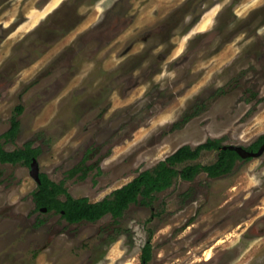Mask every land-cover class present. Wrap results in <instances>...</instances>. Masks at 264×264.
<instances>
[{"label": "rangeland", "instance_id": "rangeland-1", "mask_svg": "<svg viewBox=\"0 0 264 264\" xmlns=\"http://www.w3.org/2000/svg\"><path fill=\"white\" fill-rule=\"evenodd\" d=\"M260 29L264 0H0V136L21 121L5 148L32 142L40 172L92 202L183 146L248 148L264 134ZM38 185L0 161V264H142L149 239L151 264H264V154L179 178L118 223L37 210Z\"/></svg>", "mask_w": 264, "mask_h": 264}, {"label": "trees", "instance_id": "trees-1", "mask_svg": "<svg viewBox=\"0 0 264 264\" xmlns=\"http://www.w3.org/2000/svg\"><path fill=\"white\" fill-rule=\"evenodd\" d=\"M18 114L24 111L23 106L16 108ZM189 116L185 115L184 121ZM181 126L176 123L175 127ZM21 121L15 116L12 120V127L0 136V161L13 165L23 164L30 166L33 159L38 158L41 149L33 146L32 142L26 143L23 147L15 150H7L5 141H13L20 132ZM264 145V134L249 148L251 151H258ZM223 143L220 139H209L207 142L193 148L186 145L179 148L175 153L160 161L153 169L141 172L131 182L113 191L101 201L92 202L89 198L73 197L64 183H56L47 174H40L41 183L34 192V201L37 210L46 208L48 212L55 211L62 215L70 224H78L84 221L97 222L110 214L118 223L125 212L132 204L143 200H151L156 193L163 192L172 187L179 178L186 181H193L201 172H206L210 177L217 178L233 171L237 162L242 159L237 151L222 149ZM217 150L218 159L211 165L188 164L189 161H196L203 152ZM77 172V168L70 171V175ZM65 196V199L62 198ZM152 239L146 243L142 253V264H151L152 260ZM38 254H35V258Z\"/></svg>", "mask_w": 264, "mask_h": 264}, {"label": "water", "instance_id": "water-1", "mask_svg": "<svg viewBox=\"0 0 264 264\" xmlns=\"http://www.w3.org/2000/svg\"><path fill=\"white\" fill-rule=\"evenodd\" d=\"M222 149L235 150L238 152V154L242 158H247V157L258 158L264 154V146L257 152L248 151L247 149H245L242 146H223ZM30 170H31V174H32L33 178L37 181L38 184H40L41 183V178H40L41 172H40L38 158L33 159L32 163L30 165ZM43 210L47 211L46 208H43Z\"/></svg>", "mask_w": 264, "mask_h": 264}, {"label": "clouds", "instance_id": "clouds-1", "mask_svg": "<svg viewBox=\"0 0 264 264\" xmlns=\"http://www.w3.org/2000/svg\"><path fill=\"white\" fill-rule=\"evenodd\" d=\"M259 2H260V0H254V3H259ZM260 32L264 33V29H260Z\"/></svg>", "mask_w": 264, "mask_h": 264}, {"label": "flooded vegetation", "instance_id": "flooded-vegetation-1", "mask_svg": "<svg viewBox=\"0 0 264 264\" xmlns=\"http://www.w3.org/2000/svg\"><path fill=\"white\" fill-rule=\"evenodd\" d=\"M253 144H254V143H253ZM253 144H252V145H253ZM252 145H251V146H252ZM251 146H250V147H251ZM263 146H264V145H262V146L258 149V151H259ZM250 147H248V148H247V147H244V148L247 149L248 151H251V150H249ZM254 152H257V151H254Z\"/></svg>", "mask_w": 264, "mask_h": 264}]
</instances>
